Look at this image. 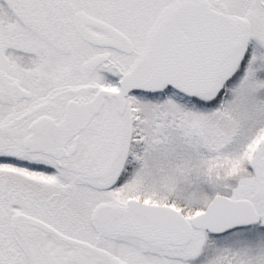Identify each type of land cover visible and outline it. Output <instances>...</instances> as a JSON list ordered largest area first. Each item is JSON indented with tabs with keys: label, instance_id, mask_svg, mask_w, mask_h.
I'll list each match as a JSON object with an SVG mask.
<instances>
[{
	"label": "snow or ice",
	"instance_id": "snow-or-ice-1",
	"mask_svg": "<svg viewBox=\"0 0 264 264\" xmlns=\"http://www.w3.org/2000/svg\"><path fill=\"white\" fill-rule=\"evenodd\" d=\"M0 264H264V0H0Z\"/></svg>",
	"mask_w": 264,
	"mask_h": 264
}]
</instances>
